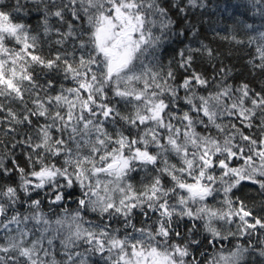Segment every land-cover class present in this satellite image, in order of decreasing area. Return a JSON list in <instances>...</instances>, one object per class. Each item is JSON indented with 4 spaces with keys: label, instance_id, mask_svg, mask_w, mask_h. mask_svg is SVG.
Listing matches in <instances>:
<instances>
[{
    "label": "snow or ice",
    "instance_id": "snow-or-ice-1",
    "mask_svg": "<svg viewBox=\"0 0 264 264\" xmlns=\"http://www.w3.org/2000/svg\"><path fill=\"white\" fill-rule=\"evenodd\" d=\"M245 2L264 20V0ZM205 7V0H0V264H201L194 248L206 245L196 221H204L214 248L229 237H249L205 264H257L256 257L264 264V239L260 248L251 240L264 230V217L233 196L249 182L264 198V23L248 40L257 42L259 62L249 64L259 90L228 83L233 68L203 41L173 49L165 64L166 45L188 34L199 40L188 14ZM33 8L42 13L43 35L55 32L61 48L73 41L71 51L37 54L39 35L23 19ZM52 18L62 27L54 28ZM198 56L213 68L211 79L197 70ZM36 66L76 86L61 84L51 94L57 82L41 83ZM210 83L215 91L198 93ZM224 117L231 119L223 123ZM136 172L145 173L140 191ZM76 188L74 212L65 207L52 219L43 211L44 200L66 204ZM219 193L226 210L204 203ZM89 211L99 221L85 220ZM136 211L147 219L157 214L155 227H137ZM185 218L192 223L181 232ZM236 220V231L226 234L213 223Z\"/></svg>",
    "mask_w": 264,
    "mask_h": 264
},
{
    "label": "trees",
    "instance_id": "trees-1",
    "mask_svg": "<svg viewBox=\"0 0 264 264\" xmlns=\"http://www.w3.org/2000/svg\"><path fill=\"white\" fill-rule=\"evenodd\" d=\"M7 2V0H6ZM206 7L203 9L196 8L189 11L188 18L189 22L196 25V28L198 29V36L199 40L192 37L190 34L186 35L185 37H181L178 40H174L171 44L166 45V48L168 51L163 55L164 63L166 64L168 59L171 58L172 55H174V51L178 50L180 48H183L187 45H191L192 47H199L200 41H203L205 44H207L210 48L214 49L216 52L220 54V60L223 61L226 65L233 68V72L231 76L229 77L228 83H231L233 85H238L240 82H248L251 86H253L256 90H259L260 87V81L258 73H254L252 71L251 64H249V61H252V63H258L259 61L256 59L257 52V42H253L251 44L248 43L249 37L252 35H256L258 31L260 30L259 25L264 23V20L259 15H253L252 10L248 7L245 0H205ZM224 5L228 6V12L231 13V15H228V12L222 11V8ZM42 13L37 12L35 8L32 9L31 13L27 17H23L24 20H26L28 23L32 25V28L34 29L33 34L39 35V43L38 47L36 48L37 54H40L41 56L45 58L54 57L57 51L64 52L65 49L71 51L73 48V41H69L67 44L64 45L63 48L56 45L54 41L56 39H59V37L55 34V32L52 33V35L45 37L43 35V29L40 26L41 25V17ZM69 19L71 17L69 16ZM243 23H252L254 24L253 29H245L240 27ZM50 24L54 28H61L62 26L58 23H56L55 18H52L50 20ZM179 27V25H177ZM64 30V29H62ZM79 31V29H77ZM154 31H156L154 29ZM235 35L238 39H241L244 41L243 44H237L235 43L231 37ZM86 38V37H85ZM6 44L9 48H15L19 49L20 45H17L15 41H6ZM76 46L78 49V42H76ZM81 52L80 50L76 51V58L78 59ZM69 59H72L71 56L68 57ZM196 68L198 71H203L204 74L211 79L213 75V68L208 63L206 58L197 57L196 62ZM34 72L37 74V78L40 80L41 83H43L45 80H47L49 77H51L53 80L57 82L56 87L52 90H50L51 94H55L59 92L60 85H64V87H75V83L73 80L64 79L62 74L58 73H52L48 72L46 69H41L40 67L36 66L34 69ZM46 73V74H45ZM218 79V78H217ZM215 87L210 83L208 89L204 88H198L197 91L199 94L207 95L209 91H215ZM181 94H183V90H181ZM43 95V93H41ZM180 107L183 110H187L188 106L183 103V101L180 102ZM192 115H196L193 113ZM206 119V118H205ZM231 118L224 117L223 123H228V121ZM221 122V121H218ZM235 122V121H233ZM258 123V121H257ZM197 131H203L202 126H197ZM247 132L248 130L245 129ZM258 132L257 130H254ZM213 134L219 135L216 133V130L213 129ZM222 138V137H221ZM237 140L239 138L237 137ZM151 151H155V149H151ZM58 159V158H57ZM170 161L172 163L179 164V161L175 156L170 155ZM242 161L233 160L232 165L238 166L241 164ZM217 174H219V169L216 170ZM133 177V184L137 191H140L142 188L141 184V178L145 177V173L143 172H136L132 173ZM147 179H150V177H147ZM189 182H192L189 178ZM164 183L166 186H170V180L169 178H164ZM219 187V185H217ZM76 193L75 196H73L70 200L67 201L66 204L62 205H51L48 203L47 200H44L42 203V208L45 213L48 214V216L52 219H55L57 216H62L64 213L62 212L63 208H67L69 213L74 212L77 209V198L79 197L80 190L79 188L73 189ZM179 192L180 190L177 189ZM186 195V193H184ZM118 195V194H117ZM234 197H240V199L244 200L248 206V208L252 209L256 214L264 217V210L261 208L262 198L257 190L256 185H252L249 182H242V185L235 189L233 192ZM223 201V194L219 193L215 197H210L208 200H206L204 203H206L209 207L216 208V209H225L226 206L222 203ZM173 202L175 200L173 199ZM193 208L196 207V205H192ZM21 211H24V208L21 207ZM155 213H151V219H147L144 217L139 211H136L134 214V220L133 222L136 224L137 227H142L151 224L153 227H155L154 220L156 218ZM85 220L97 222L99 221V215L97 213L92 212H85L84 213ZM239 221L236 220L233 224H225L223 221H214V225L222 232L227 233L229 229L231 231H236V223ZM191 221H189L187 218H185L181 222L180 231L186 232L187 228L184 227L190 226ZM199 227V232L196 233V235L201 238L204 241V244L206 246L203 247H196L194 248V255L200 260L201 264H205V261L208 259H211L212 256L217 254L218 250H222L223 252L227 253L229 250H234V247L237 243L241 245H247L249 242V237H229L228 240L220 242V244L217 245V247H212L211 245H207V237L208 233L204 230L203 224L204 221H196L195 222ZM87 226V225H85ZM113 227H120V224L113 221ZM128 231H131L130 229ZM121 236L124 235V230L121 228V231L119 233ZM174 239L177 242H182L180 238L174 237ZM261 239H264V230H261V233L252 237V243L255 244L256 248H260L262 245H260L259 241ZM204 252V255L201 256V252ZM253 256H255V253H252ZM257 264H259V257H256ZM246 264H253L251 260L246 261Z\"/></svg>",
    "mask_w": 264,
    "mask_h": 264
}]
</instances>
